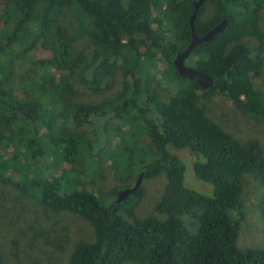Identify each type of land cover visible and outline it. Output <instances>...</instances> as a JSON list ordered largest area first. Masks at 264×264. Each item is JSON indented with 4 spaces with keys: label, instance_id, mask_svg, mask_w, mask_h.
<instances>
[{
    "label": "trees",
    "instance_id": "1",
    "mask_svg": "<svg viewBox=\"0 0 264 264\" xmlns=\"http://www.w3.org/2000/svg\"><path fill=\"white\" fill-rule=\"evenodd\" d=\"M195 1L0 2V183L15 185L47 211L77 214L92 227L93 241L77 243L68 264H264V248L240 249L236 243L243 176L250 174L264 185V145L233 138L207 118L200 103L222 95L241 116L264 123V90L256 87L264 83V32L258 28L263 0H205L200 6L197 36L227 22L185 60L213 78L207 90L180 77L173 65L190 43ZM207 4L214 13L202 19ZM81 36L90 40L89 50L72 57V43ZM252 37L256 46L251 51L244 40ZM38 44H49L51 59L29 57ZM99 57L93 79L86 81L84 70ZM159 63L165 70H158ZM25 67L32 72L19 73ZM117 71L121 87L114 98L97 105L73 101L72 79L100 94L110 89ZM157 74L176 88L165 100L151 86ZM110 111L114 117L104 130L107 141L114 134L120 148L109 150L114 175L124 182L140 173L144 179L165 175L154 206L158 216H135L142 187L118 204L105 205L80 179L71 183L70 170L54 178L41 175L34 164L48 157L58 169L81 166V172L71 168L78 178L90 172L98 177L103 161L93 158L88 134L78 130L93 127L90 113ZM169 147L192 155L194 174L212 187V196L185 186L184 164ZM85 158L95 161L93 169ZM111 192L117 198L118 191Z\"/></svg>",
    "mask_w": 264,
    "mask_h": 264
},
{
    "label": "rangeland",
    "instance_id": "2",
    "mask_svg": "<svg viewBox=\"0 0 264 264\" xmlns=\"http://www.w3.org/2000/svg\"><path fill=\"white\" fill-rule=\"evenodd\" d=\"M4 1L6 0H0V2ZM213 13V7L207 4L202 19L210 17ZM258 28L261 32H264V0ZM89 42L90 40L85 36L75 38L74 43H72V57L77 56L82 51L87 52L89 50ZM244 42L251 51L254 50L256 46L255 38H246ZM46 47L38 44L29 53V57L36 61L51 59L52 52L48 49L49 44ZM189 61L190 59L187 60V62ZM158 70H165V66L159 63ZM28 71L32 72L31 68L25 67V70L21 69L19 73L22 74ZM173 77L171 75L172 79ZM156 78L157 81H154L151 86L155 89L156 96L165 100L171 96L175 87L165 81L160 75ZM110 82L109 90L100 94H93L79 79H72L71 83L76 91L73 101L82 105H97L114 98L121 87V76L118 71L114 73ZM17 84L21 85L19 79ZM256 87L264 90V83L256 84ZM197 94L201 96L202 92L198 91ZM200 103L204 107L207 118L233 138L241 143L255 140L264 145V123L254 122L241 116L226 97L216 95L209 100L201 99ZM154 121L156 122L155 119ZM93 129L94 126H90L81 128L78 131L81 130L87 133L91 143L95 140L92 133ZM110 134L111 137L107 141L108 149L105 152L102 150L103 152L98 157H96L98 154L93 156L95 160L102 159L104 164L101 174L96 178L92 177V172L86 177L80 176L78 178V176H74L76 172H71V168L81 172L82 167L78 164L72 166L62 164L61 168H55L51 164L52 160L48 157L38 160L34 164L40 168L41 175L53 176L54 178L61 175L62 169L70 170L68 179L72 178L71 183L76 178L80 179V182L86 185V190L93 191L96 195L98 194L97 196L101 198V201L105 205H109L116 201V196L112 195L111 191L116 189L120 192L124 188L122 186L132 187L135 183L134 179L124 182L114 175L115 172L110 166L112 157L109 150L113 148L114 152H119L120 148L119 142L114 138V134ZM143 142L151 143L147 137H143ZM84 144H86L85 141ZM85 151L87 155L88 150L85 149ZM168 151L176 155L184 164L185 186L206 196H212V187L208 183L199 180L194 174L192 155L186 149L179 150L169 147ZM84 162L89 168L93 169V166H95V161L89 158H85ZM67 182L68 180H62L61 184ZM165 184L164 173L150 179L143 178L140 186L143 189V194L135 208V216L137 218L143 219L150 216H158L154 212V206L160 199ZM20 190V188H16L15 185L10 183L3 181L0 183V258L3 264H68L70 254L77 243H90L93 241L92 227L79 215L70 212L53 213L47 211L35 199ZM240 202L242 220L239 222L237 246L240 249L264 248V214L262 212L264 185L250 174H244L243 176ZM123 264L140 263L126 261Z\"/></svg>",
    "mask_w": 264,
    "mask_h": 264
},
{
    "label": "water",
    "instance_id": "3",
    "mask_svg": "<svg viewBox=\"0 0 264 264\" xmlns=\"http://www.w3.org/2000/svg\"><path fill=\"white\" fill-rule=\"evenodd\" d=\"M205 2V0H197L193 3L194 10L192 15L189 18V25L191 30V40L189 45L186 47L185 50L178 53L173 60V65L175 67V70L177 74L180 77L186 78L190 80L191 82L195 83L200 87L202 90H207L213 87L214 80L211 76L191 67L185 65V60L188 58V56L191 54L193 49L200 43L211 41L214 36L218 33H221L224 28L227 25V22L225 20H222L220 23L215 25L212 29L207 31L202 36H197L195 34V28H194V21L197 16V12L200 8V6ZM102 61V57H99L94 63H92L87 69L83 72V78L86 81H91L93 79V74L97 67L100 65ZM114 117L113 112H107L103 115H97L95 113H90L88 115V122L93 124V134L95 137V140L90 143L91 147V155L96 156L100 151L104 150L107 146V135L104 130V126L106 122ZM144 178V174L140 173L135 180V183L132 187L125 188L118 192L116 203H120L124 200H126L129 196L133 195L138 191V189L141 186L142 180Z\"/></svg>",
    "mask_w": 264,
    "mask_h": 264
},
{
    "label": "flooded vegetation",
    "instance_id": "4",
    "mask_svg": "<svg viewBox=\"0 0 264 264\" xmlns=\"http://www.w3.org/2000/svg\"><path fill=\"white\" fill-rule=\"evenodd\" d=\"M125 189V188H124ZM118 194V193H117Z\"/></svg>",
    "mask_w": 264,
    "mask_h": 264
}]
</instances>
